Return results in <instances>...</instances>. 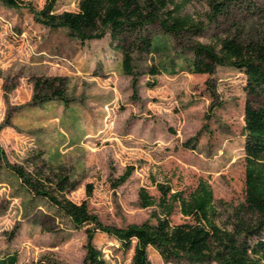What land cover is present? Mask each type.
<instances>
[{"label": "rangeland", "instance_id": "rangeland-1", "mask_svg": "<svg viewBox=\"0 0 264 264\" xmlns=\"http://www.w3.org/2000/svg\"><path fill=\"white\" fill-rule=\"evenodd\" d=\"M21 1L19 8L0 4V257L82 264L92 227L74 225L25 186L16 167L54 199L86 201L110 228L156 223L160 208H143L141 189L158 200V185L188 193L203 179L213 192L217 225L232 230L245 212L246 78L223 66L211 76L182 69L193 43L217 46L236 33L244 42L264 43V0L235 4L212 22L207 0H167L169 8L181 4L203 30L175 38L155 25L149 28L153 53L127 39L132 74L108 34L70 39L64 29L35 21L32 10L46 0ZM78 2L58 0L55 12H75ZM52 79L63 81L65 102L53 97L59 83ZM169 219L191 220L178 204ZM93 243L105 264H132L133 248L123 250L115 237L96 233ZM148 254L152 264H171L151 248Z\"/></svg>", "mask_w": 264, "mask_h": 264}, {"label": "trees", "instance_id": "trees-1", "mask_svg": "<svg viewBox=\"0 0 264 264\" xmlns=\"http://www.w3.org/2000/svg\"><path fill=\"white\" fill-rule=\"evenodd\" d=\"M58 0H46L44 6L32 10L36 22L50 30L64 29L68 38L84 42L109 36L110 46L119 52L126 71L132 74L131 49L127 39H132L138 51L153 53L156 46L149 28L158 25L168 35L181 38L189 32L203 28L190 16L182 14L181 4L169 8L167 0H79L77 11L55 12ZM252 0H207L209 20L225 15L235 4ZM9 8H19L21 0H0ZM130 49V50H129ZM184 59L190 72L212 75L216 67H230L242 73L248 99L244 105V209L232 230L220 228L216 223L214 197L209 183L201 179L188 193H171L169 187L158 185L159 199L155 200L145 189L139 192L143 208L157 206L161 215L155 224L141 223L124 228L103 226L89 213L86 201L80 204L63 198L54 199L39 189L20 168L14 172L36 194L47 198L74 225H91L87 230L86 253L82 264H105L102 253L94 243L96 233L115 237L123 250L133 248L132 264H152L148 250L151 248L161 259L171 264H264V43L242 41L241 33L227 35L217 40V46L193 43ZM178 65H171L174 70ZM158 74V69H152ZM53 89L55 99L66 101L63 81ZM50 83V84H51ZM209 82H206L208 84ZM49 84V85H50ZM37 86L41 85L39 80ZM0 156L3 157L0 150ZM5 162V161H4ZM5 166H9L6 162ZM127 179V175L120 182ZM35 184V185H33ZM88 196L91 190L87 191ZM190 221L172 224L169 217L175 205ZM246 216V217H245ZM16 254L0 257V264H17Z\"/></svg>", "mask_w": 264, "mask_h": 264}]
</instances>
